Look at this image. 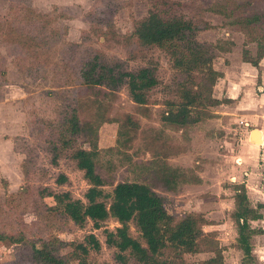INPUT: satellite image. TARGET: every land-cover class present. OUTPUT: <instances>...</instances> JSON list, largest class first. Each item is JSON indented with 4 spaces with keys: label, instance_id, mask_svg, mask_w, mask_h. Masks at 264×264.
I'll list each match as a JSON object with an SVG mask.
<instances>
[{
    "label": "rangeland",
    "instance_id": "rangeland-1",
    "mask_svg": "<svg viewBox=\"0 0 264 264\" xmlns=\"http://www.w3.org/2000/svg\"><path fill=\"white\" fill-rule=\"evenodd\" d=\"M175 1H192L199 7L200 20L209 26L197 32L199 42L217 47L232 42L240 52L244 48L253 54L254 39L264 34L263 18L248 28L234 23L240 17L264 16V0ZM30 3L33 12L49 14L55 19V26L50 27L58 28V33L57 41L49 43L48 51L37 48L34 56L0 38V68L3 69L0 75V232L21 233L25 239L24 244H0V264H31L26 259V246L30 242L57 238L65 243H81L87 235H93L99 248L89 250L86 264H121L115 259V249L104 241V231L112 232L118 226L113 219H106L96 229L89 221L76 227L58 212L48 211L49 199L39 196L43 189L40 192L43 195L47 191L68 193L72 200L84 202L83 195L88 188L68 149H62L55 164L51 162L49 146L56 142L57 112L64 104L76 108L81 120L90 121L98 128L96 171L105 183L101 188L103 202L109 201L115 183L153 185L147 161L150 154L161 156L179 173L174 191L153 187L163 196L165 211L175 220L188 214L202 220L196 252H177L182 264H197L214 257L217 251L223 264H239L241 252L235 248L236 229L230 215L233 186L243 185L233 177L241 178L243 171L253 170L248 160L242 161L238 168L233 162L237 154L235 143L245 132L220 121L223 111L220 106L211 110L215 118L181 131L163 126L160 117L166 103L176 101L171 88L170 61L160 49L141 47L132 36L133 24L146 15L147 0H30ZM19 5V0H0V30L4 31L6 23L13 24V19L18 20ZM91 52L97 53L103 63L118 64L123 72L146 66L153 68L157 84L146 93L145 105L136 106L130 101L125 84L114 91L103 85L85 86L74 69ZM105 117L110 123L100 124L99 119ZM125 117L130 121H126L127 126L120 128L117 135L118 124ZM74 145L83 147L84 139L76 136ZM227 153L232 157H226ZM239 168L240 174H237ZM59 175L66 181L57 183ZM250 225L259 223L250 222ZM128 230L130 236L140 240L132 222L128 223ZM68 251L66 247L59 253L64 255ZM162 257L179 261L169 249H163ZM125 263L130 264L127 257Z\"/></svg>",
    "mask_w": 264,
    "mask_h": 264
},
{
    "label": "trees",
    "instance_id": "trees-1",
    "mask_svg": "<svg viewBox=\"0 0 264 264\" xmlns=\"http://www.w3.org/2000/svg\"><path fill=\"white\" fill-rule=\"evenodd\" d=\"M12 2L13 0H9ZM146 15L133 24L132 36L141 47H156L163 51L170 61L173 71L171 88L176 101L166 103V110L160 117L163 126L181 131L189 125L203 120L215 118L211 110L220 104L228 103L226 99L212 97V89L221 72L214 70L212 64L217 52H228L234 46L232 42L225 47L199 42L197 32L209 28L200 20L199 7L194 2H179L175 0H147ZM17 10L18 20L6 23L5 29L0 30V38L9 44L21 46L27 53L34 56L35 49L49 50V43L57 41V29L49 14H38L31 9L30 0H19ZM9 11L12 6H8ZM264 19L263 15H251L237 18L234 23L241 24V28H248ZM233 24V23H232ZM203 26V27H202ZM255 50L252 54L246 49L240 52L242 62L257 68L258 62L264 55V34L254 39ZM39 56V55H38ZM35 58V57H34ZM49 63L47 62V66ZM76 75L85 86L103 85L114 91L125 84L130 101L136 106L146 103V93L152 89L157 80L154 69L142 67L134 72H123L116 63H103L97 53L85 54L74 69ZM0 75L3 69L0 68ZM76 108L68 104L61 106L57 112L58 134L55 143L49 146L51 162L68 149L70 158L77 170L82 172L87 183L83 198L72 200L68 193H52L47 191L39 196L47 197L46 209L58 212L76 227H82L89 221L93 228H99L101 222L113 219L117 223L114 231H104V241L107 246L116 251L115 259L121 264H182L178 253H195L198 239L201 236V218L188 214L175 220L167 214L164 208L163 196L156 193L153 187L161 191L172 192L175 189L179 173L170 167L163 157L150 154L148 171L152 176L153 185L142 182H118L112 186L109 201L103 202L102 186L104 180L96 171V157L98 155L97 130L91 122L79 118ZM101 118V117H100ZM101 123H110L108 118L99 119ZM129 117L118 124L126 127ZM100 126V125H99ZM98 126V127H99ZM84 139V146L74 145L75 137ZM160 148V145L156 148ZM156 152V149H155ZM66 178L59 175L57 183L61 184ZM233 210L230 218L236 229L235 248L241 252L239 264H257L251 254V238L264 235L263 228H252L250 222L264 220V204L251 206L246 198L243 185H234ZM132 222L140 240L129 234L128 223ZM24 244L21 233L16 235L0 232V244ZM69 247L68 253L60 255L59 250ZM98 241L93 235H87L84 242L65 243L57 238L45 241L30 242L26 246V259L31 264H86V256L90 249L97 250ZM163 249H169L176 259L162 257ZM178 252V253H177ZM221 254L217 251L214 257L202 260L197 264H221Z\"/></svg>",
    "mask_w": 264,
    "mask_h": 264
},
{
    "label": "crops",
    "instance_id": "crops-1",
    "mask_svg": "<svg viewBox=\"0 0 264 264\" xmlns=\"http://www.w3.org/2000/svg\"><path fill=\"white\" fill-rule=\"evenodd\" d=\"M218 55L212 66L214 70L221 72L222 76L213 86L212 97L229 101L219 105L223 108L220 121L224 125L232 124L238 127L236 129L245 132L235 143L237 156L233 157L234 164L238 168L241 167L242 161L248 160L249 165L253 167L251 171H243L241 178L235 175L233 180L240 179L237 182L243 183L246 198L251 206L256 203L264 204V145L250 142L251 133L255 131L260 143L264 144V55L257 68L241 61L240 49L236 44L228 52ZM226 157H232V154L227 153ZM240 170L241 168L237 174H240ZM255 222L259 225H251L252 228H263L264 220ZM251 246V254L256 263L264 264V235L253 236Z\"/></svg>",
    "mask_w": 264,
    "mask_h": 264
},
{
    "label": "water",
    "instance_id": "water-1",
    "mask_svg": "<svg viewBox=\"0 0 264 264\" xmlns=\"http://www.w3.org/2000/svg\"><path fill=\"white\" fill-rule=\"evenodd\" d=\"M250 142L253 144H260L257 133L255 131H252L251 136H250Z\"/></svg>",
    "mask_w": 264,
    "mask_h": 264
},
{
    "label": "bare ground",
    "instance_id": "bare-ground-1",
    "mask_svg": "<svg viewBox=\"0 0 264 264\" xmlns=\"http://www.w3.org/2000/svg\"><path fill=\"white\" fill-rule=\"evenodd\" d=\"M258 140H259V138H258ZM260 142V141H259Z\"/></svg>",
    "mask_w": 264,
    "mask_h": 264
}]
</instances>
